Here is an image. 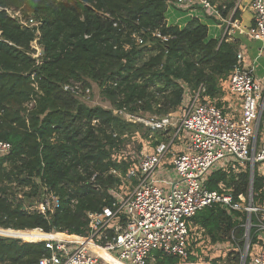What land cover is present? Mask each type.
<instances>
[{
  "label": "trees",
  "instance_id": "obj_1",
  "mask_svg": "<svg viewBox=\"0 0 264 264\" xmlns=\"http://www.w3.org/2000/svg\"><path fill=\"white\" fill-rule=\"evenodd\" d=\"M233 6L234 0L216 4L224 17ZM167 7L168 0H0V140L11 147L0 157V228L84 234L87 213L112 204V189L131 167L114 151L145 124L125 114L165 116L200 84L222 107L219 83L237 51L245 50L228 35L209 37L208 26L197 17L183 27L168 24ZM6 9L32 16L39 33ZM238 14L235 9L233 17ZM34 41L43 48L38 57ZM91 81L110 107L89 106L64 89L77 85L83 95ZM145 126L150 148L172 133ZM204 182L209 189L232 188L235 198L250 190L255 200L264 197V176L256 165L252 177L247 165L240 172L215 169ZM44 185L59 198L49 217L23 209L41 197ZM245 218L218 205L205 207L189 220L187 259L155 251L152 264L196 262L197 244L203 242L199 231L213 246L230 239L232 231L242 236ZM48 254L43 241L0 235V264H37ZM219 260L224 259L210 262ZM225 260L239 264L240 255L231 252Z\"/></svg>",
  "mask_w": 264,
  "mask_h": 264
},
{
  "label": "built area",
  "instance_id": "obj_2",
  "mask_svg": "<svg viewBox=\"0 0 264 264\" xmlns=\"http://www.w3.org/2000/svg\"><path fill=\"white\" fill-rule=\"evenodd\" d=\"M174 3L220 18L225 24L221 38L230 33V28L238 29V20L230 14L222 16L212 0H174ZM249 7L251 24L243 33L249 40L260 42L261 50L264 48V0H249ZM6 11L22 25L35 26L39 33V22L32 16L25 19L19 11ZM34 47L39 52L33 56L38 57L39 45ZM244 54L242 49L237 51L235 64L219 83L222 107L205 94V86L200 84L179 109L165 116L125 114L128 120L142 122L153 130L171 129L168 141L142 152L138 165L131 166L124 178L137 180L133 188L121 193L112 189L115 200L110 206L87 213L84 234H68L75 235L76 239H39L49 254L40 257L37 264H112L106 254L124 264H152L156 259L155 251L159 256L187 259L192 230L189 220L199 210L212 205L246 214L239 264L249 260L253 242L259 244V250L251 257L250 264H264V203L255 202L251 190L247 196L239 194L235 198L232 188L224 189L220 185L221 189H209L204 182L215 169L228 170L232 166L234 171L240 172L234 168L235 162L229 166L218 165L225 158L248 165L249 170L264 161V78L248 68ZM64 89L79 95L77 85H65ZM182 131L186 133L184 138L180 135ZM181 141L183 150L172 151V145ZM10 148L7 141L0 140V157ZM167 153H171L169 163L173 176L165 177V185H162L158 178ZM58 206V195L44 185L41 197L23 209L49 217ZM38 229L49 235L57 233ZM201 231L198 234L202 237ZM234 233L232 231L230 237L234 238Z\"/></svg>",
  "mask_w": 264,
  "mask_h": 264
},
{
  "label": "rangeland",
  "instance_id": "obj_3",
  "mask_svg": "<svg viewBox=\"0 0 264 264\" xmlns=\"http://www.w3.org/2000/svg\"><path fill=\"white\" fill-rule=\"evenodd\" d=\"M210 34L212 35L213 33L210 32ZM254 42H256L257 45L260 44L258 41H254ZM34 43L36 42L32 43V47H34L37 44V43L36 44ZM34 50H35V54H36V51L39 52V50H36L35 47H34ZM254 58H255L253 59L254 66L256 67L255 72L260 71V74H263L264 73V49H262L260 55ZM90 84H91L90 89L86 90V92L83 95L79 94V99L83 103L89 106L103 105L106 107H110V103L103 98L97 84L93 81H91ZM144 132L147 133L145 125L138 128L136 131L129 133L126 136V138H124V141H122V143L120 144V148L114 151L115 154L124 155V157H126L127 161L130 163L131 166L138 165V161H139V158L142 152L151 151L149 146L152 145V140L149 141V138H145L143 135ZM149 135H152V132H149ZM180 135H182V138H184L186 135L185 131H182ZM139 144H141V147H138ZM180 147H182V150H183L184 145L182 141L179 143L177 142L174 143L171 147V150L176 152L181 149ZM170 159H171V153H167L165 160H164L165 163L163 167L161 168L163 169V171L160 170V172L165 173V176H167V174H169L170 176H173V169H172L171 164L169 163ZM233 162L235 163L233 164ZM230 163H232L234 168L239 171H241L243 168L246 167L245 164L235 161L230 157L219 161L218 165L229 166ZM255 165L257 167L258 172L264 173V161L258 162ZM232 168L233 167L231 166L228 169L231 170ZM136 181L137 180L134 177H132L131 179H124V183H122L121 189L117 187L116 190L118 191V193H121L123 191L124 192L130 191L135 185ZM263 198L264 197L260 198V200H255L253 196V200L257 203H264ZM31 204H34V202ZM245 224H246V218H245V221L242 223V226L244 227ZM3 232L4 231L0 229V234H2ZM242 236H238L236 233H234V238L230 237V239L228 240L219 241L218 244H215L213 246L203 236L202 237L199 236L203 242H198L197 244L198 246L196 249L198 250V254H197L198 261L196 262L182 261L181 264H194V263L212 264L210 262L211 259H218V258L224 259V260H219L218 263L226 264L225 258L231 252L238 253L241 258V254L244 248V239L242 238ZM22 240L28 241L24 239ZM258 250H259V244L256 242H253L252 247L249 251V260H247L248 264H250L251 257H253V255L256 254ZM205 260H208V261H205Z\"/></svg>",
  "mask_w": 264,
  "mask_h": 264
},
{
  "label": "crops",
  "instance_id": "obj_4",
  "mask_svg": "<svg viewBox=\"0 0 264 264\" xmlns=\"http://www.w3.org/2000/svg\"><path fill=\"white\" fill-rule=\"evenodd\" d=\"M223 0H215L216 4L222 3ZM235 9L239 10V14L237 17H233ZM230 15L233 19L238 20V29L237 28H230V33L228 34L229 37L233 39H237L241 47L245 50V63L248 65V68H252L255 72L256 67L254 66V57L260 55L261 50V43L259 45L256 44L253 40H249L246 35L243 33L246 28L251 24L252 14L249 7V0H234V6L230 9ZM166 20L168 24H177L180 27H183L186 22H188L192 17H197L200 21L208 26V36L215 37L217 39H221L225 24L221 22V19L215 15H208L203 13L197 9H179L176 7L175 3L172 0H168V7L165 13ZM227 17V16H226ZM229 17V15H228ZM187 19V20H185ZM242 31V32H241ZM210 32L213 34L211 35ZM264 49V48H263ZM256 75L260 78H264V73L260 74V71L255 72ZM182 149V147H180ZM163 171V169H161ZM260 173V172H259ZM264 176V173H260ZM160 172L158 182L162 185H165L164 179H168L170 175ZM171 178V177H170ZM181 264V263H179ZM194 264H204V263H194Z\"/></svg>",
  "mask_w": 264,
  "mask_h": 264
},
{
  "label": "bare ground",
  "instance_id": "obj_5",
  "mask_svg": "<svg viewBox=\"0 0 264 264\" xmlns=\"http://www.w3.org/2000/svg\"><path fill=\"white\" fill-rule=\"evenodd\" d=\"M4 232L0 235H7V236H14L18 237L24 240L28 241H38L39 239L45 238V237H57L60 239H76L77 237L75 235H68L64 232H57L52 233L51 235L43 233L41 230L35 228V229H28V230H20V231H12V230H3ZM19 233V234H17ZM107 260L112 264H124L117 260L116 258L107 255Z\"/></svg>",
  "mask_w": 264,
  "mask_h": 264
},
{
  "label": "water",
  "instance_id": "obj_6",
  "mask_svg": "<svg viewBox=\"0 0 264 264\" xmlns=\"http://www.w3.org/2000/svg\"><path fill=\"white\" fill-rule=\"evenodd\" d=\"M39 49H40V54L43 53V48L41 45H39ZM250 174H251V177H252V174H253V169H250ZM2 230H12V231H20V230H16V229H11V228H8V229H4V228H0ZM38 229V228H37Z\"/></svg>",
  "mask_w": 264,
  "mask_h": 264
}]
</instances>
